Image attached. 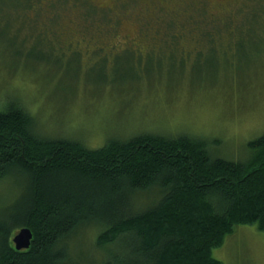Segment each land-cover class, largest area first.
I'll return each instance as SVG.
<instances>
[{"label":"rangeland","instance_id":"rangeland-1","mask_svg":"<svg viewBox=\"0 0 264 264\" xmlns=\"http://www.w3.org/2000/svg\"><path fill=\"white\" fill-rule=\"evenodd\" d=\"M10 106L31 116L36 134L89 149L185 134L212 157L244 160L264 134V0H0V111ZM62 176V193L92 194L86 179ZM26 186L15 169L0 178V220ZM158 197L135 191L126 209ZM101 231L78 227L67 240L75 260L98 262L113 248L98 245ZM212 257L264 264V232L238 225Z\"/></svg>","mask_w":264,"mask_h":264},{"label":"trees","instance_id":"trees-1","mask_svg":"<svg viewBox=\"0 0 264 264\" xmlns=\"http://www.w3.org/2000/svg\"><path fill=\"white\" fill-rule=\"evenodd\" d=\"M32 128L24 110L0 111V178L15 169L27 185L16 210L0 220V264H221L212 250L236 226L264 232V134L247 143L246 159L228 161L185 134L142 133L89 149ZM59 175L86 179L92 194L62 193ZM154 188L155 203L127 211L131 193ZM91 222L102 225L98 245L113 248L98 262H78L67 240ZM22 227L31 243L16 250L11 231Z\"/></svg>","mask_w":264,"mask_h":264},{"label":"water","instance_id":"water-1","mask_svg":"<svg viewBox=\"0 0 264 264\" xmlns=\"http://www.w3.org/2000/svg\"><path fill=\"white\" fill-rule=\"evenodd\" d=\"M32 232L28 227L20 228L12 237V242L16 250L27 249L30 246Z\"/></svg>","mask_w":264,"mask_h":264},{"label":"flooded vegetation","instance_id":"flooded-vegetation-1","mask_svg":"<svg viewBox=\"0 0 264 264\" xmlns=\"http://www.w3.org/2000/svg\"><path fill=\"white\" fill-rule=\"evenodd\" d=\"M206 1H207V0H206ZM213 1L217 3V2H220V1H222V0H213ZM13 246H14V245H13Z\"/></svg>","mask_w":264,"mask_h":264}]
</instances>
